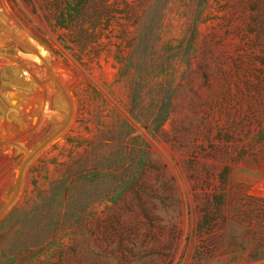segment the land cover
I'll return each mask as SVG.
<instances>
[{
  "label": "rangeland",
  "instance_id": "rangeland-1",
  "mask_svg": "<svg viewBox=\"0 0 264 264\" xmlns=\"http://www.w3.org/2000/svg\"><path fill=\"white\" fill-rule=\"evenodd\" d=\"M0 264H264V0H0Z\"/></svg>",
  "mask_w": 264,
  "mask_h": 264
}]
</instances>
